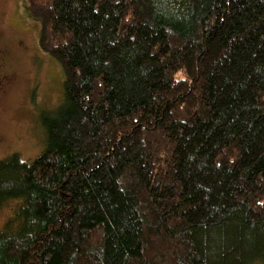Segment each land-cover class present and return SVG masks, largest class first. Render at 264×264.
Returning <instances> with one entry per match:
<instances>
[{"label": "trees", "instance_id": "1", "mask_svg": "<svg viewBox=\"0 0 264 264\" xmlns=\"http://www.w3.org/2000/svg\"><path fill=\"white\" fill-rule=\"evenodd\" d=\"M27 9L63 98L0 159V264H264V0Z\"/></svg>", "mask_w": 264, "mask_h": 264}, {"label": "rangeland", "instance_id": "2", "mask_svg": "<svg viewBox=\"0 0 264 264\" xmlns=\"http://www.w3.org/2000/svg\"><path fill=\"white\" fill-rule=\"evenodd\" d=\"M39 33L27 0H0V159L12 153L35 158L44 144L41 116L50 111L38 109L63 98V68L41 50ZM15 206L1 211L0 228Z\"/></svg>", "mask_w": 264, "mask_h": 264}]
</instances>
